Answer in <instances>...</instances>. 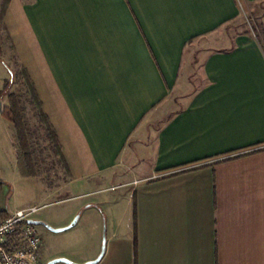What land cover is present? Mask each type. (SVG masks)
<instances>
[{"label": "crops", "instance_id": "0c3cea01", "mask_svg": "<svg viewBox=\"0 0 264 264\" xmlns=\"http://www.w3.org/2000/svg\"><path fill=\"white\" fill-rule=\"evenodd\" d=\"M258 2L10 0L4 33L56 133L66 188L123 191L80 206L87 250H51L46 234L41 264L95 261L104 241L97 264H264V51L254 34L223 48L216 37ZM11 144L21 168L15 128ZM5 196L0 212L26 206Z\"/></svg>", "mask_w": 264, "mask_h": 264}, {"label": "rangeland", "instance_id": "374dc122", "mask_svg": "<svg viewBox=\"0 0 264 264\" xmlns=\"http://www.w3.org/2000/svg\"><path fill=\"white\" fill-rule=\"evenodd\" d=\"M1 3L2 0H0V5ZM247 7L241 10L240 18L237 21L228 27H224L216 35L218 37L220 34L221 48L226 46H224V42L227 43L229 38H234L233 36L236 34L246 32L250 35H255V32L264 29V0ZM0 34L3 48V55L0 58V181L4 183L2 189L6 192V202L11 209L24 205L41 207L38 214L33 217V220L39 221L43 219L44 223L54 229H60L61 227L58 225L69 220L74 215L72 222L69 224L71 225L79 216L80 222L78 225L62 233L52 232L40 225L37 226V229L42 239L46 234L52 236L51 244L49 243L51 250L62 251L67 248H83L87 250L91 240V231L87 226L89 211L87 209L82 211L80 206L86 201L119 198L123 191L115 189L109 191V193L85 199L75 198V193L66 188L68 183L67 175L57 156L49 149V143L38 121L37 109L33 99H31L30 91L25 86L24 79L17 76V74H13V71H20V61L6 39L4 31L1 30ZM195 45H192V48H196ZM11 79L14 80L15 85L10 93L16 94L24 106L26 129L32 148L34 169L37 172L35 178H25L21 175V168H19L15 150L11 144V137L12 135L14 136V126L1 115L4 108L9 107L8 97L4 94L1 95L4 81ZM15 147H17L16 153L18 152V157L21 156L22 152L18 140ZM44 194L49 196L44 197ZM70 194L73 195L71 196L73 198L70 197ZM44 204H47V206H44ZM73 243L74 245L71 246ZM65 259L74 262L69 258Z\"/></svg>", "mask_w": 264, "mask_h": 264}, {"label": "trees", "instance_id": "16d2710c", "mask_svg": "<svg viewBox=\"0 0 264 264\" xmlns=\"http://www.w3.org/2000/svg\"><path fill=\"white\" fill-rule=\"evenodd\" d=\"M10 3V0H2V3L0 5V31L3 30L6 33V27L4 24V17L8 9V5ZM255 36L257 37V40L259 41L261 45V49L264 51V29L261 31L255 32ZM10 39V38H8ZM14 51L15 48L11 47ZM3 55V48H2V39L0 34V58ZM7 68H9L6 65ZM14 72V73H13ZM13 74H17V76L24 79L25 86H27L28 90L30 91L31 99H33L35 107L37 109V117L40 125L42 126L46 140L49 143V149L52 150V152L60 157V160H62L61 156V146L58 142V138L56 136V133L50 124L48 118L46 115H44L41 107L42 104L37 98V93L35 89V84L31 77L28 74V71L20 65V71H13ZM15 85L14 80H5L4 81V88L1 92V95H5L8 97L9 101V107H5L2 116L7 119L15 128L16 130V138L18 140V144L21 149V156H19V164L21 166L22 174L27 177H36L37 172L34 169L33 164V158H32V148L31 144L29 142L27 129H26V120L24 116V106L21 104V99L14 93H10L11 89ZM4 183L0 181V187H2ZM9 214L7 212H0V220L6 218Z\"/></svg>", "mask_w": 264, "mask_h": 264}, {"label": "built area", "instance_id": "2783aa9c", "mask_svg": "<svg viewBox=\"0 0 264 264\" xmlns=\"http://www.w3.org/2000/svg\"><path fill=\"white\" fill-rule=\"evenodd\" d=\"M40 209L26 206L0 220V264H41L42 237L30 223Z\"/></svg>", "mask_w": 264, "mask_h": 264}, {"label": "water", "instance_id": "95a60500", "mask_svg": "<svg viewBox=\"0 0 264 264\" xmlns=\"http://www.w3.org/2000/svg\"><path fill=\"white\" fill-rule=\"evenodd\" d=\"M0 113H1V104H0ZM78 220H79V216L74 220V222L70 226L65 227V228H60V229L51 228L47 224L42 223V222L39 223V222L31 221L30 223L33 224V225H36V226H38V225L44 226V227L48 228L49 230H51L52 232H55V233H62V232H65V231L71 229L72 227H74L76 225V223L78 222ZM105 248H106V243L104 241L103 248H101L102 252H101L100 256L97 258V260L92 261V262H88V263H85V264H97V263H99V261H101L103 255L105 253ZM61 263H63V264H76V263H74V262H72L70 260H67L65 258L54 259V260L50 261L48 264H61Z\"/></svg>", "mask_w": 264, "mask_h": 264}]
</instances>
